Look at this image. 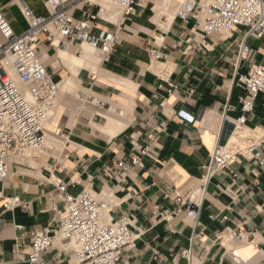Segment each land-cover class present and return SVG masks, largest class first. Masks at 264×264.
Here are the masks:
<instances>
[{
	"label": "crops",
	"instance_id": "1",
	"mask_svg": "<svg viewBox=\"0 0 264 264\" xmlns=\"http://www.w3.org/2000/svg\"><path fill=\"white\" fill-rule=\"evenodd\" d=\"M23 1L36 15L46 14L45 0ZM168 1V8L156 9L158 0H143L129 17H103L100 12L95 32H117L115 52L103 60L86 45L70 50L80 59L85 53L93 56L94 70L68 68L61 50L40 37L36 51L48 74L72 89L57 94L45 125L49 144L38 155H19L23 159L9 165V178L0 184L3 198L16 196L26 205L1 210L0 264H26L33 235L44 230L52 235L58 228L63 205L55 195V179L72 194L87 188L105 199L108 220L130 219L138 238L135 249L122 254L121 264H187L180 254L190 248L191 264H233L232 250L247 264H264V168L254 160L236 164L234 177L213 176L200 200L196 227L174 201L176 194L196 192L215 144L232 138L240 98L247 93L236 80L251 66H264V37L245 39L249 54L236 66L243 28L204 35L194 18L176 19L183 0ZM0 10L14 33L28 28L16 0H0ZM84 10L79 4L72 16L85 19ZM153 52L160 58L154 59ZM89 97L104 107L94 106ZM227 105L235 110L223 119ZM110 109L119 117L106 123ZM179 112L193 122L181 119ZM245 128L264 135V92L257 96ZM57 129L65 137L56 136ZM145 148L148 155L141 156ZM130 156L140 157L144 167L132 168L124 177L112 175L113 164ZM158 214L176 216L159 220ZM238 230L250 232L248 240L227 237ZM71 253L72 247L56 237L42 263L71 264Z\"/></svg>",
	"mask_w": 264,
	"mask_h": 264
},
{
	"label": "built area",
	"instance_id": "2",
	"mask_svg": "<svg viewBox=\"0 0 264 264\" xmlns=\"http://www.w3.org/2000/svg\"><path fill=\"white\" fill-rule=\"evenodd\" d=\"M28 28L16 34L0 10V184L9 178V159L20 155L25 148H43L45 125L55 111V100L59 92L58 84L48 74L45 65L39 59L36 45L40 37L48 47L57 50H71L88 46L98 51L107 60L120 44L117 32H98L97 22L101 7L90 0H45L44 16L36 15L23 0H16ZM119 7L122 17L132 16L143 0H109ZM84 6L85 19L72 16L75 6ZM194 18L202 33L230 32L243 28L244 32L238 45L236 66L246 61L249 48L246 38L259 40L264 37V0H183L177 5L176 19L186 22ZM200 38H203L201 36ZM154 59L160 55L153 52ZM236 83L246 90L240 98V116L235 119V132L224 145L215 144L208 155L195 193L185 196L176 194L174 201L184 208V212L196 227L201 208V199L205 189L216 173L234 177L233 167L242 159L254 160L264 168V135L258 130L245 128L246 120L254 109L257 96L264 92V66L255 65L246 75H239ZM94 106L103 108L98 99L87 98ZM235 109L225 106L222 117ZM178 116L193 122V117L184 112ZM56 136L65 137L61 130H55ZM147 148L141 150V156H147ZM143 168L140 157L113 164L112 175L124 177L132 168ZM92 176H88L91 181ZM56 198L62 202L58 228L51 232L38 231L33 235L26 264H43L45 252L54 247L56 237L72 247L71 264H121L122 254L136 247L138 236L130 228V219L121 216L108 220L109 203L85 188L78 194H72L61 180L53 181ZM1 210L26 209L19 197L3 198ZM159 220L171 219L176 214H158ZM251 233L238 230L228 232L231 240L246 241ZM196 235L192 237L194 239ZM233 264H247L238 250L230 252ZM180 257L191 264L192 248L183 251Z\"/></svg>",
	"mask_w": 264,
	"mask_h": 264
},
{
	"label": "bare ground",
	"instance_id": "3",
	"mask_svg": "<svg viewBox=\"0 0 264 264\" xmlns=\"http://www.w3.org/2000/svg\"><path fill=\"white\" fill-rule=\"evenodd\" d=\"M90 1L101 7V16H103V17L107 13L108 14L110 13V14H113L116 18H118L121 14L119 7L109 0H90ZM158 1H159L158 5H157L158 7L156 9H158L160 6L168 8V6L170 4L168 0H158ZM59 55H60V58H61L63 64L66 65L68 68H71L72 66H76V67H84V68H87L90 70L95 69V58L93 56H91L90 54L85 53L84 58H82L83 60L74 56V54L70 50H61ZM158 65H160V64L158 63ZM157 68H158V66H157ZM58 88H59V92L61 93L62 91H65L67 89L68 90L72 89V86L71 85H68V86L67 85H58ZM115 111L116 110H114V109H110V111L108 112V114L104 118V122L107 123V122H111L112 120L114 121L115 119H117V116L119 117V115L116 116L117 112H115ZM255 130H258V129H255ZM48 144H49V142L47 140L45 141V139H44L43 147L45 145H48ZM36 150H39V149H36V148L24 149L22 152H20V155L22 154V155H25L27 157H30L34 153L36 154V152H37ZM194 193H195V191H194Z\"/></svg>",
	"mask_w": 264,
	"mask_h": 264
},
{
	"label": "rangeland",
	"instance_id": "4",
	"mask_svg": "<svg viewBox=\"0 0 264 264\" xmlns=\"http://www.w3.org/2000/svg\"><path fill=\"white\" fill-rule=\"evenodd\" d=\"M25 149H28V148H25ZM41 150L42 149H39V150H36L37 152H36V155H38V154H40V152H41ZM35 154V153H34ZM21 159H23L21 156H12L10 159H9V165L12 163V162H14V161H18V160H21Z\"/></svg>",
	"mask_w": 264,
	"mask_h": 264
}]
</instances>
